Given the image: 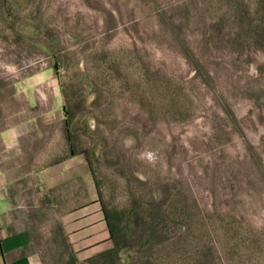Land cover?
<instances>
[{
	"label": "rangeland",
	"instance_id": "1",
	"mask_svg": "<svg viewBox=\"0 0 264 264\" xmlns=\"http://www.w3.org/2000/svg\"><path fill=\"white\" fill-rule=\"evenodd\" d=\"M20 106L65 111L94 163L70 200L119 231L79 251L17 184L43 264H264V0H0V126Z\"/></svg>",
	"mask_w": 264,
	"mask_h": 264
},
{
	"label": "crops",
	"instance_id": "2",
	"mask_svg": "<svg viewBox=\"0 0 264 264\" xmlns=\"http://www.w3.org/2000/svg\"><path fill=\"white\" fill-rule=\"evenodd\" d=\"M47 84L56 94L54 81ZM73 162L83 164V173L70 169ZM86 176L91 192V166L83 153L72 152L65 111L20 106L5 114L0 126V264H43L29 226L16 213L17 184L24 182L27 189L35 188L31 196H38L44 186L49 190L50 206L67 213L64 226L79 251L107 243L109 229L101 203L70 200L85 193Z\"/></svg>",
	"mask_w": 264,
	"mask_h": 264
},
{
	"label": "trees",
	"instance_id": "3",
	"mask_svg": "<svg viewBox=\"0 0 264 264\" xmlns=\"http://www.w3.org/2000/svg\"><path fill=\"white\" fill-rule=\"evenodd\" d=\"M69 125H70V120L68 121V126ZM68 135H69V140L71 141V144H72V152L85 154L86 157L88 158L91 169L93 168V170H94V163H93V159H92L93 153L88 148H81L79 146V143L76 140V137L70 132V127L68 129ZM94 173H95V171H94ZM95 180H96L97 187H98L99 194H100V182L98 181V179H96V175H95ZM101 205H102L103 211H104L105 216H106V220L108 223V227H109L111 236L115 242V246L112 248L111 251H115L118 249V246L120 244V242H119V231H118V228H117L116 223L114 221V215L111 213V211H109L108 207L106 206V204L102 200H101Z\"/></svg>",
	"mask_w": 264,
	"mask_h": 264
}]
</instances>
